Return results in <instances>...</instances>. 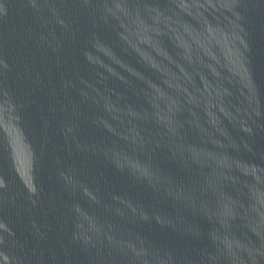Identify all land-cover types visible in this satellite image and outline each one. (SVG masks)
<instances>
[{
    "label": "water",
    "instance_id": "1",
    "mask_svg": "<svg viewBox=\"0 0 264 264\" xmlns=\"http://www.w3.org/2000/svg\"><path fill=\"white\" fill-rule=\"evenodd\" d=\"M164 0H0V184L102 60Z\"/></svg>",
    "mask_w": 264,
    "mask_h": 264
}]
</instances>
